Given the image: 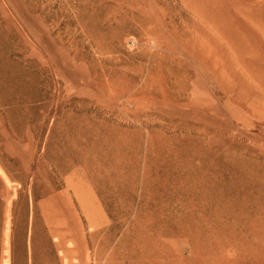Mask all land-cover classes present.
<instances>
[{"label":"rangeland","instance_id":"rangeland-1","mask_svg":"<svg viewBox=\"0 0 264 264\" xmlns=\"http://www.w3.org/2000/svg\"><path fill=\"white\" fill-rule=\"evenodd\" d=\"M218 11L215 37L185 0H0V264H211L243 237L259 258L264 0ZM212 40L178 96L159 44Z\"/></svg>","mask_w":264,"mask_h":264},{"label":"bare ground","instance_id":"bare-ground-1","mask_svg":"<svg viewBox=\"0 0 264 264\" xmlns=\"http://www.w3.org/2000/svg\"><path fill=\"white\" fill-rule=\"evenodd\" d=\"M185 1H187L190 5H192L194 7V10L197 12L198 17H200L202 22L207 23L209 25L210 29L214 33V36L216 37L218 34V24H219V22H218V18H219L218 8H219L220 0H185ZM153 32L154 31L152 29H148V31H147L148 34H152ZM198 43H199L198 46H195V47L194 46L191 47L190 44H192V43H189V44H185L179 48L176 46L170 45L169 43H165V42L159 44L160 48L164 49V52L166 50L170 51V60L172 61V67L170 69V75H172L174 73V70H173L174 67L182 70V72L184 74V76H182L181 78L177 77L178 96H180L181 94L185 93L188 90L187 83L190 80V77H189L190 62H191L190 57H193V58L200 60L198 69L203 70V71L207 70L208 64H210V63H207V59H210L211 62H213V64L215 66L218 62L216 40H212L210 46H208V45L203 46L201 42H198ZM174 54L181 55L183 57H175ZM156 56H157L156 53H154L150 56L152 58L151 63H150V70H155V63L157 62V60L155 59ZM164 56L167 58V55L162 54L160 59L161 60L164 59ZM201 74L203 75L202 72H201ZM55 199H56V197H53L51 200L56 202ZM57 200H58V198H57ZM82 210L87 215V217L90 218V213L88 211V208L86 209L85 206L82 205ZM57 223H58V225L61 226V228L63 230H61V229L59 230L58 225L54 226V227L51 226V229H50V231L54 235H56L55 240L58 243L57 245L63 246L66 243H68L69 245H74L75 234L73 233V229H70V226L68 225V223L65 220L62 222H57ZM191 229H192V227L185 228V230H188L189 232H191L190 231ZM97 233L98 232H95V231L91 232L89 234L88 238H89L90 244H92L95 247L93 249V253H92L93 256L97 259H101V258H103L102 256H104L103 254H105V253H102V251H104V250H101L102 244L105 243V235H101L102 236V238L100 239L101 241L98 242V238L100 235H98ZM42 242H43V240H42ZM247 243H248L247 239L244 237L239 242L238 241L231 242L229 245H231L233 247L232 248L233 251L228 252V253L226 252L227 254H230L229 255L230 257H224L223 255H221L220 257H217V259L213 258L214 260H212L213 263H211V264H242V259L245 258V255L241 254L242 251L248 250V251L252 252V249H248L246 247ZM44 244H46V242ZM79 248H80L79 245L76 244L74 246V248L71 249L70 252L66 251V254L64 257L66 264L69 263L68 258H70V253L71 252H77ZM52 251H54V250H52ZM49 252H51V251H49ZM261 252H262L261 254L259 253V258H254L251 256V258L249 260L250 264H264V249H262ZM251 254L252 253H248V256H250ZM71 260H73V259H71ZM70 262L72 263V261H70ZM7 264H9L8 260H7ZM49 264H50V262H49Z\"/></svg>","mask_w":264,"mask_h":264}]
</instances>
